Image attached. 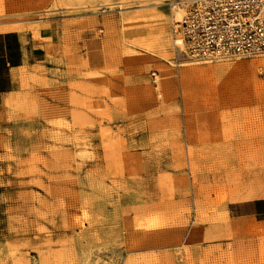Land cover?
<instances>
[{
  "label": "rangeland",
  "instance_id": "374dc122",
  "mask_svg": "<svg viewBox=\"0 0 264 264\" xmlns=\"http://www.w3.org/2000/svg\"><path fill=\"white\" fill-rule=\"evenodd\" d=\"M174 2L0 0L29 53L0 75V264H264V215L230 209L264 198V56L190 57Z\"/></svg>",
  "mask_w": 264,
  "mask_h": 264
},
{
  "label": "built area",
  "instance_id": "2783aa9c",
  "mask_svg": "<svg viewBox=\"0 0 264 264\" xmlns=\"http://www.w3.org/2000/svg\"><path fill=\"white\" fill-rule=\"evenodd\" d=\"M184 11L173 23L176 45L209 62L264 56V0H176Z\"/></svg>",
  "mask_w": 264,
  "mask_h": 264
},
{
  "label": "crops",
  "instance_id": "0c3cea01",
  "mask_svg": "<svg viewBox=\"0 0 264 264\" xmlns=\"http://www.w3.org/2000/svg\"><path fill=\"white\" fill-rule=\"evenodd\" d=\"M10 34L0 33V75H9V82L12 81V72L15 69L21 68L25 60L29 59L27 47L22 43L20 37L17 38L19 56H14L16 49H10L7 43ZM2 89H0V92ZM230 209L237 216H255L264 215V198L236 202L231 204Z\"/></svg>",
  "mask_w": 264,
  "mask_h": 264
},
{
  "label": "bare ground",
  "instance_id": "6f19581e",
  "mask_svg": "<svg viewBox=\"0 0 264 264\" xmlns=\"http://www.w3.org/2000/svg\"><path fill=\"white\" fill-rule=\"evenodd\" d=\"M176 15H177V18H180L181 17V10L179 9V10H177L176 11ZM173 36V35H172ZM173 38V42H174V44H176V41H175V39H174V37H172ZM167 41V40H166ZM167 43V42H166ZM256 197H259V196H264V194H260V195H255Z\"/></svg>",
  "mask_w": 264,
  "mask_h": 264
}]
</instances>
